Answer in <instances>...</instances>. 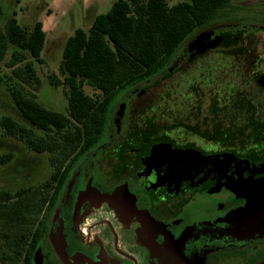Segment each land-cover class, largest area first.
<instances>
[{"label":"flooded vegetation","instance_id":"af4514ba","mask_svg":"<svg viewBox=\"0 0 264 264\" xmlns=\"http://www.w3.org/2000/svg\"><path fill=\"white\" fill-rule=\"evenodd\" d=\"M252 4L245 29L225 25L244 14L230 0L189 35H207L202 50L177 49L117 91L99 139L62 166L21 264H264V10Z\"/></svg>","mask_w":264,"mask_h":264},{"label":"trees","instance_id":"16d2710c","mask_svg":"<svg viewBox=\"0 0 264 264\" xmlns=\"http://www.w3.org/2000/svg\"><path fill=\"white\" fill-rule=\"evenodd\" d=\"M229 2L115 0L86 29L74 30L64 43L57 73L47 76L50 85L63 88L65 112L44 107L35 93L41 82L34 63L43 62L46 40L42 23L24 26L14 11L0 22V63L8 69L0 83L21 118L0 116V129L30 150L47 153L51 167L41 183L0 189V264H21L30 257L37 221L45 208L51 209L61 178L67 176L61 174L62 166L79 159L99 139L117 91L157 72L192 32L216 19ZM85 85L96 93H86ZM12 157L11 152L0 153V165Z\"/></svg>","mask_w":264,"mask_h":264},{"label":"rangeland","instance_id":"374dc122","mask_svg":"<svg viewBox=\"0 0 264 264\" xmlns=\"http://www.w3.org/2000/svg\"><path fill=\"white\" fill-rule=\"evenodd\" d=\"M114 1L1 0V24L13 11L16 13L15 17L17 20L24 26H30L35 20H39L42 23L46 34L45 44L41 52L43 62H35L34 66L41 82L39 90L35 93L37 100L44 107L65 112L67 102L63 88L50 85L47 76L51 72L57 73L64 43L73 34L74 30L76 28L86 29L90 25L93 16L106 12ZM179 1L184 0H167L169 4ZM244 2L253 3V9L254 7H259L264 10V0H237L239 8L244 10V14H236L232 11L227 12V17L224 19L225 25L234 29H245L242 26L243 22L241 19L245 18V14L251 10V7L243 6ZM206 36L198 34L192 36V40L188 39V36L177 49L182 54H184L186 48L191 49L192 46L195 50H202L206 42ZM7 72L8 69L0 63V76ZM84 91L90 95L96 93V91L86 85L84 86ZM2 115H10L21 122L20 115L12 103L7 90L0 83V116ZM2 152H11L13 157L6 164L0 165V189L14 191L21 186L41 183L49 177L51 167L47 153H37L30 150L22 141L5 135L0 129V153Z\"/></svg>","mask_w":264,"mask_h":264},{"label":"water","instance_id":"95a60500","mask_svg":"<svg viewBox=\"0 0 264 264\" xmlns=\"http://www.w3.org/2000/svg\"><path fill=\"white\" fill-rule=\"evenodd\" d=\"M161 161H163V163L166 162L168 165H169L170 163H172V160H170V159H168V160L163 159V160H161ZM169 166H170V165H169ZM170 170H172V169H169V167H168V168H165L164 172H169Z\"/></svg>","mask_w":264,"mask_h":264},{"label":"crops","instance_id":"0c3cea01","mask_svg":"<svg viewBox=\"0 0 264 264\" xmlns=\"http://www.w3.org/2000/svg\"><path fill=\"white\" fill-rule=\"evenodd\" d=\"M97 15V14H96ZM94 17V16H93ZM93 19V18H92ZM92 19H91V21H92ZM91 23V22H90Z\"/></svg>","mask_w":264,"mask_h":264}]
</instances>
